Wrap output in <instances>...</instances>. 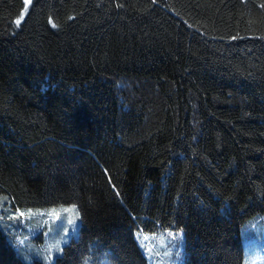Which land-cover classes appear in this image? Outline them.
<instances>
[{
    "label": "trees",
    "instance_id": "obj_1",
    "mask_svg": "<svg viewBox=\"0 0 264 264\" xmlns=\"http://www.w3.org/2000/svg\"><path fill=\"white\" fill-rule=\"evenodd\" d=\"M68 206L60 264H148L136 232L164 230L185 264H243L264 231V0H0V264H43Z\"/></svg>",
    "mask_w": 264,
    "mask_h": 264
},
{
    "label": "rangeland",
    "instance_id": "obj_2",
    "mask_svg": "<svg viewBox=\"0 0 264 264\" xmlns=\"http://www.w3.org/2000/svg\"><path fill=\"white\" fill-rule=\"evenodd\" d=\"M52 220L57 221L64 217V236L54 238L53 241H46L39 244L46 253L40 257L34 250L28 254L41 258L43 264H54V258L59 254V246H63L78 236L81 217L75 206H68L65 211L51 212ZM72 223L69 224L68 221ZM243 230V264H264V231L256 237ZM48 234V229L44 231ZM136 240L144 252L148 264H185V233L183 231L164 230L158 233L137 231ZM50 242V243H49Z\"/></svg>",
    "mask_w": 264,
    "mask_h": 264
},
{
    "label": "snow or ice",
    "instance_id": "obj_3",
    "mask_svg": "<svg viewBox=\"0 0 264 264\" xmlns=\"http://www.w3.org/2000/svg\"><path fill=\"white\" fill-rule=\"evenodd\" d=\"M25 2H26V3H29V2H31V0H25ZM17 23H20V21H17ZM53 26H55V25H53ZM24 215H25V213L20 212V213H19V216L14 217V218H15V219H19L20 217H23ZM68 223L71 224L72 221L69 220ZM62 259H63V257H62L61 255H58V256L55 258V264H60V261H61Z\"/></svg>",
    "mask_w": 264,
    "mask_h": 264
}]
</instances>
